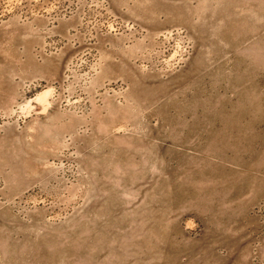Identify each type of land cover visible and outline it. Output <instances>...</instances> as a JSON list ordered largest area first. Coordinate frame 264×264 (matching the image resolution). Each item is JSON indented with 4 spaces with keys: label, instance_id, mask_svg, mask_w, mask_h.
<instances>
[{
    "label": "rangeland",
    "instance_id": "rangeland-1",
    "mask_svg": "<svg viewBox=\"0 0 264 264\" xmlns=\"http://www.w3.org/2000/svg\"><path fill=\"white\" fill-rule=\"evenodd\" d=\"M0 264H264V0H0Z\"/></svg>",
    "mask_w": 264,
    "mask_h": 264
}]
</instances>
